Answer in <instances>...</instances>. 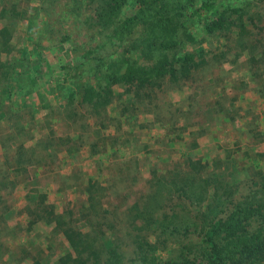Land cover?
I'll list each match as a JSON object with an SVG mask.
<instances>
[{
    "label": "rangeland",
    "instance_id": "1",
    "mask_svg": "<svg viewBox=\"0 0 264 264\" xmlns=\"http://www.w3.org/2000/svg\"><path fill=\"white\" fill-rule=\"evenodd\" d=\"M101 1L0 0V264H59L72 229L113 237L106 214L125 234L123 262L139 264L130 207L158 177L192 169L204 193L173 192L169 218L152 208L149 241L152 264H204L207 225L229 215L238 229L263 224L264 0H216L218 15L188 22V79L122 81L93 107L81 101L104 87L99 59L115 57ZM41 207L70 230L38 221Z\"/></svg>",
    "mask_w": 264,
    "mask_h": 264
},
{
    "label": "trees",
    "instance_id": "2",
    "mask_svg": "<svg viewBox=\"0 0 264 264\" xmlns=\"http://www.w3.org/2000/svg\"><path fill=\"white\" fill-rule=\"evenodd\" d=\"M215 4L216 0H102L96 10V19L103 26L115 23L112 52L115 57L109 61L110 57L99 59V65L105 69L104 87L101 90L90 87L81 102L93 107L103 106L104 98L113 94L112 87L122 81L134 82L137 87L144 88L158 86L159 81L166 77L175 82L188 79L190 69L194 67V57L192 53L183 51V47L194 38L187 24L195 19L202 20L207 15H218ZM128 5L134 6L133 13L120 20L122 11ZM218 17L205 25L208 31L221 27ZM192 171H186L180 178L178 172L170 178L158 177L153 182L151 194L130 207L128 220L134 225L132 244L139 264H152L154 258L152 251L155 245L149 241L150 224H153L150 210L159 208L169 218L171 215L165 213L172 209L169 204H174L173 192L178 191L182 195L193 192L198 196L204 193L205 181L199 177L197 169ZM179 183L182 185L179 186ZM163 191H168V196L163 201L156 199V195ZM40 204L43 203L40 201L38 206ZM41 208L38 221L54 222L56 228L64 232L69 229L51 210ZM249 209L246 208L247 211ZM235 211L242 212L239 207ZM105 220V225L112 227L110 234L113 237L103 235V238L97 239L91 233L72 229L66 234L72 252L62 257L59 264H125L117 241V234H125L118 229L120 224L110 220L108 214ZM237 220L229 215L207 225L201 235L207 249L204 264H238L240 260L248 264H264V217L263 224L254 230L238 229L241 222ZM87 226L92 228L91 223Z\"/></svg>",
    "mask_w": 264,
    "mask_h": 264
}]
</instances>
